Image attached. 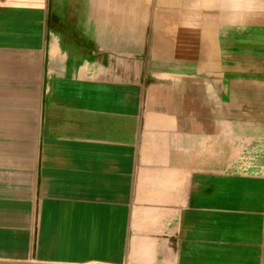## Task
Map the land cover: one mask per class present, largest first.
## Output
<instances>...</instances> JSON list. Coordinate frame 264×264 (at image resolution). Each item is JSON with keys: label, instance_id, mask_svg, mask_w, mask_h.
Returning <instances> with one entry per match:
<instances>
[{"label": "crops", "instance_id": "obj_1", "mask_svg": "<svg viewBox=\"0 0 264 264\" xmlns=\"http://www.w3.org/2000/svg\"><path fill=\"white\" fill-rule=\"evenodd\" d=\"M6 262L264 264V0H0Z\"/></svg>", "mask_w": 264, "mask_h": 264}, {"label": "water", "instance_id": "obj_2", "mask_svg": "<svg viewBox=\"0 0 264 264\" xmlns=\"http://www.w3.org/2000/svg\"><path fill=\"white\" fill-rule=\"evenodd\" d=\"M4 264H37V263H32V262H28V263H8V262H6Z\"/></svg>", "mask_w": 264, "mask_h": 264}, {"label": "bare ground", "instance_id": "obj_3", "mask_svg": "<svg viewBox=\"0 0 264 264\" xmlns=\"http://www.w3.org/2000/svg\"><path fill=\"white\" fill-rule=\"evenodd\" d=\"M212 5V4H211ZM213 6V5H212ZM216 7V6H215ZM208 8H210V7H208ZM212 9V8H211ZM209 10V9H208ZM244 16V15H243ZM243 22V21H242Z\"/></svg>", "mask_w": 264, "mask_h": 264}]
</instances>
